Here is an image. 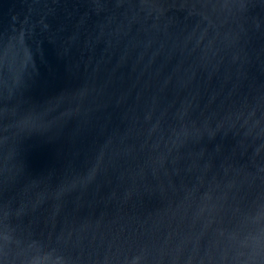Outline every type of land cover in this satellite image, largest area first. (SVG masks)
I'll return each instance as SVG.
<instances>
[{
    "label": "water",
    "instance_id": "95a60500",
    "mask_svg": "<svg viewBox=\"0 0 264 264\" xmlns=\"http://www.w3.org/2000/svg\"><path fill=\"white\" fill-rule=\"evenodd\" d=\"M0 264H264V0H0Z\"/></svg>",
    "mask_w": 264,
    "mask_h": 264
}]
</instances>
